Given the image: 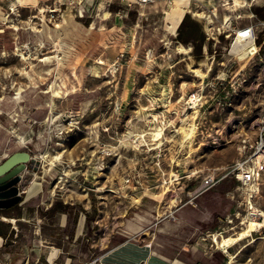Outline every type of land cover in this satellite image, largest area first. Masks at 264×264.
<instances>
[{"label":"rangeland","instance_id":"1","mask_svg":"<svg viewBox=\"0 0 264 264\" xmlns=\"http://www.w3.org/2000/svg\"><path fill=\"white\" fill-rule=\"evenodd\" d=\"M245 25L260 43L264 0H0V163L31 156L0 208V264H104L128 239L168 264H264V183L262 227L212 241L250 222L228 174L264 108L263 49L234 46Z\"/></svg>","mask_w":264,"mask_h":264},{"label":"built area","instance_id":"2","mask_svg":"<svg viewBox=\"0 0 264 264\" xmlns=\"http://www.w3.org/2000/svg\"><path fill=\"white\" fill-rule=\"evenodd\" d=\"M142 1L152 2L153 0ZM236 36L240 39L241 43H253L257 46V52L254 55H257L262 47L263 50L260 58L261 75L264 81V38L260 43H257V36L252 25H245L237 29L235 38ZM197 94H199L197 90L192 91L187 97L186 103L190 108L196 106L198 101H200V98L196 97ZM194 100L196 101L194 102ZM240 150L241 157L234 162L228 174L232 176L238 189L244 193L246 201L249 204L250 213L249 217H247L260 220L263 217V211L252 206L251 202L256 200L260 186L264 183V108L261 110L256 123L252 126V131L245 133L240 139ZM221 178H217L212 173L208 174L201 180L198 190L201 191L215 185ZM258 227L260 228L262 225Z\"/></svg>","mask_w":264,"mask_h":264},{"label":"bare ground","instance_id":"3","mask_svg":"<svg viewBox=\"0 0 264 264\" xmlns=\"http://www.w3.org/2000/svg\"><path fill=\"white\" fill-rule=\"evenodd\" d=\"M253 1V0H252ZM238 3V2H237ZM14 8V7H13ZM42 9H40L41 11ZM43 11V10H42ZM33 29V28H32ZM252 43H241L240 39L236 36L235 41H234V46L237 48H242L250 45ZM255 44H253L254 46ZM179 51L184 50L182 47L178 48ZM22 58V57H21ZM24 58V57H23ZM46 59V58H45ZM196 74L201 78L202 76L200 75L199 71H196ZM50 91L52 96H55L54 98H59V95L56 93L52 92V87L50 86ZM196 114V111H193V115ZM192 115V116H193ZM194 118V117H193ZM180 133L182 138L188 139L191 138L193 133H194V125L193 123L190 125V127H182L180 128ZM193 140V139H192ZM19 143H23L21 139H19ZM54 159H59L57 157H53ZM42 160L46 161L47 160V155L42 156ZM51 160V159H50ZM52 160L50 161L49 164H52ZM40 190V184L36 182H32V184L27 188L26 190V199L34 196L35 194L38 193ZM248 223L245 224L244 230L240 233H235V236H230V237H223L219 233H213L212 234V241L214 244L217 245V247H225L227 248L228 246L235 245V243L242 238L246 237L249 235L251 231L256 229L259 225H262L261 223H258L254 218H250ZM247 222V221H246ZM264 222V219H263ZM145 253L149 251V247L147 246L144 249ZM226 251V250H225ZM138 257L136 253V248L128 244L126 247L120 248L119 250H115L110 255H107L103 258V263L105 264H137Z\"/></svg>","mask_w":264,"mask_h":264},{"label":"water","instance_id":"4","mask_svg":"<svg viewBox=\"0 0 264 264\" xmlns=\"http://www.w3.org/2000/svg\"><path fill=\"white\" fill-rule=\"evenodd\" d=\"M31 160L28 152L18 151L7 156L0 163V208H7L21 201L18 183L26 163Z\"/></svg>","mask_w":264,"mask_h":264},{"label":"crops","instance_id":"5","mask_svg":"<svg viewBox=\"0 0 264 264\" xmlns=\"http://www.w3.org/2000/svg\"><path fill=\"white\" fill-rule=\"evenodd\" d=\"M17 2L21 5L24 0H17ZM32 3H35V0H31ZM175 5H176V2L174 4V7L171 9L170 13L168 14V16L171 17V15H173L174 13L173 12H179V11H176L175 9ZM181 14V13H180ZM168 18V17H167ZM24 140V139H23ZM24 143V142H23ZM128 226L129 227H133V223H128ZM2 240L1 236H0V241ZM132 239H128L127 242H125L123 245L115 248L114 250H112L110 253H112L113 251L115 250H119L120 248L124 247V245L126 243H129V244H132L133 246H135L136 248V253H137V257H138V261H137V264H168L166 263L165 261L155 257L150 249V246L149 245H144V246H137L135 245L134 243L131 242ZM149 247V251L147 253H145L144 249L146 247ZM110 253H108L107 255H110ZM106 255V256H107ZM162 257V256H161ZM164 258V257H163ZM105 264V263H104ZM170 264H189L187 262H172ZM198 264H202V263H198Z\"/></svg>","mask_w":264,"mask_h":264},{"label":"trees","instance_id":"6","mask_svg":"<svg viewBox=\"0 0 264 264\" xmlns=\"http://www.w3.org/2000/svg\"><path fill=\"white\" fill-rule=\"evenodd\" d=\"M181 38V37H180ZM1 234V233H0Z\"/></svg>","mask_w":264,"mask_h":264}]
</instances>
